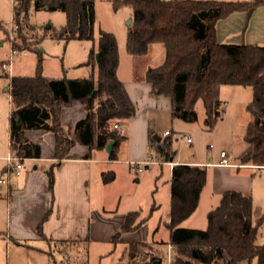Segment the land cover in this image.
Listing matches in <instances>:
<instances>
[{
  "label": "trees",
  "instance_id": "16d2710c",
  "mask_svg": "<svg viewBox=\"0 0 264 264\" xmlns=\"http://www.w3.org/2000/svg\"><path fill=\"white\" fill-rule=\"evenodd\" d=\"M132 10L128 26L126 52L132 57L146 55L152 44H162L164 60L148 68L143 79L151 85L155 96L170 100L171 119L184 123L197 121L195 104L201 100L205 117L203 126L213 130L221 116L220 88L223 85L251 87L252 98L246 105L251 116L243 136L246 148L236 158L239 164L264 165V45L221 44L216 40V22L234 12H249L264 6V0L235 2L203 0H115ZM28 0L14 7L19 14ZM34 9L62 11L66 23L59 38L89 40L94 38L95 10L93 0H34ZM17 20V19H16ZM17 20V26L19 27ZM99 53L98 60L95 54ZM119 64L117 41L112 33L99 31L97 49L89 51L85 65H96L93 75L84 79L47 78L40 71L32 77L10 78L9 148L15 156L39 158L38 144L25 137L27 130H45L55 138V158L67 157L75 145L89 149H105L112 140L109 158L116 160L120 143L125 140L113 125L135 115V106L117 76ZM96 90V95L92 92ZM74 101L85 109L83 119L75 122L72 138L64 132L61 111ZM148 147L160 161L172 162L175 156L167 135L161 138L148 133ZM204 166L176 164L171 170L169 242L173 245V264H264V243L257 244V226L252 224V199L236 190L221 193L218 204L206 215L204 229H187L180 223L197 209L200 193L206 182ZM49 188L54 183L53 167L47 170ZM112 176L103 174V183ZM139 212L125 216L119 232L135 230ZM128 243V264H135L137 246ZM193 251L197 257L193 256ZM143 264L162 262V255L153 252Z\"/></svg>",
  "mask_w": 264,
  "mask_h": 264
},
{
  "label": "crops",
  "instance_id": "0c3cea01",
  "mask_svg": "<svg viewBox=\"0 0 264 264\" xmlns=\"http://www.w3.org/2000/svg\"><path fill=\"white\" fill-rule=\"evenodd\" d=\"M215 29L216 40L221 44L264 45V6H258L249 12H234L218 20ZM127 55L125 67L123 64L121 66L119 61L117 76L135 106V115L118 123L121 126L119 132L126 139L118 147L117 159L111 160L106 149H89L87 146L75 144L67 157L58 161L54 156L55 138L53 134L45 130H27L25 137L30 142L39 145L41 154L39 158L25 159L34 163L31 170L24 168L18 176L12 175L10 178V194L6 203L8 223L4 234L6 249L9 243H15L31 253L28 255L33 261L40 260L38 255H42L49 262L53 261V253L60 251L63 246L66 249L70 247L74 252L83 253L86 257L88 246L92 243L108 245L113 252L120 251L121 256L128 243L132 242L150 243L155 247L161 243L166 251L167 244L170 243L168 222L171 170L176 164L204 166L206 172L211 167L220 170L221 185L218 187L209 177L208 172L206 173V182L200 193L197 207L198 209L200 203L204 201L203 214H207L218 204L220 195L225 190H236L246 196H251L252 180L239 172L245 169L264 168V165L256 166L237 162L236 158L247 146L245 142L241 151L234 155V161H231L230 153L226 148H221L218 153H215L214 157L217 160L215 162H205L198 154L194 159L187 161H182L178 157H175L172 162L156 159L148 147V133L150 131L165 138L163 134L169 129H156L152 122H154V117L161 113L170 117L171 103L166 97L153 95L151 85L143 79L145 71L151 67L143 66L138 71L137 61L144 56L132 57L128 53ZM163 60L164 57L161 63ZM86 66L90 67L86 73L88 75L74 79H84L91 75L96 79V65ZM247 103H244L243 111L246 110ZM224 107L226 104L221 103V115H225ZM241 115L237 128L243 139L251 116L244 112ZM84 116L85 109L79 101H74L69 107L62 109L61 123L69 138H72L75 122L83 119ZM172 123L178 129L193 131L191 126L183 124L180 120L175 119ZM230 123L237 124L236 118L232 117ZM233 130L230 129L229 132L233 133ZM193 143L194 140L191 139L188 144L193 146ZM122 145L125 147L124 151L120 149ZM198 145L200 146L199 142ZM199 146L195 147L196 153ZM221 151L226 152L227 160L233 166L220 165L219 153ZM121 155H125L126 158L120 159ZM148 158L160 163L147 164L142 167L141 171H137L133 163L145 161ZM51 167L54 173L52 190L49 188L47 175V170ZM164 169H166L167 179L161 185L159 181ZM233 169L235 172H232ZM132 171L136 176V181L131 187L132 191L125 198L118 195V203L113 210L105 209L102 205L103 189L113 186L121 175L130 176ZM103 174L112 176L111 181L103 183ZM145 174L150 176L147 177L148 189L144 192L140 191V186L145 179ZM2 191L5 195L6 189ZM122 203L126 205V209H121ZM162 206L167 210L164 218L159 215ZM136 211L139 212L136 223L142 222V224L133 231L120 233L118 241L113 242L112 238L119 232L125 216ZM196 211L179 226L187 229H204L205 217H196ZM161 223L165 230L160 229ZM161 234L165 237L161 238ZM120 260L121 258L119 262ZM221 264H226V261L222 260ZM238 264L248 263L241 261Z\"/></svg>",
  "mask_w": 264,
  "mask_h": 264
},
{
  "label": "rangeland",
  "instance_id": "374dc122",
  "mask_svg": "<svg viewBox=\"0 0 264 264\" xmlns=\"http://www.w3.org/2000/svg\"><path fill=\"white\" fill-rule=\"evenodd\" d=\"M93 1L95 10L93 40L65 41L59 38V31L66 23L64 12L45 9L35 10L34 0H28L27 9L16 14L14 7L20 0H0V157H4L9 153L8 131L9 114L11 111L9 84L11 77H32L37 71H40L44 77L54 79L86 77L88 75L86 73L90 70V67L84 65V63L88 60L90 49L92 47L95 50L97 49L100 30L112 33L115 36L118 56L120 57L119 61L121 66L123 64L125 67V58L128 56L125 44L128 26L131 25V23L128 25V21L132 17V10L127 5L116 6L115 0ZM206 1L235 2L246 0ZM16 19L20 23L19 27L17 26ZM149 48L148 53L137 61L138 71L143 66L154 67L159 65L164 57L162 44L156 43ZM6 87L7 90L5 89ZM251 98V87L238 85L221 86L220 102L226 104V107H224L225 115L220 116L211 131H205L206 129L203 126L205 112L201 100H198L195 104L197 121L191 124L183 122V124L191 126L193 131L174 127L172 123L174 120L171 117H167L165 113L154 117V122L152 123H154L156 129L168 128L171 132L172 148L176 152L174 158L178 157L182 161H187L194 159L198 154L201 155V159L205 162H215L217 161L214 157L215 153H218L221 148H226L230 153L231 161H234V155H237L244 145L242 134L237 128L238 122L241 121V114L243 112L248 114L247 110L244 109L243 111V105L250 101ZM232 117L236 118L237 124L230 123ZM230 129H234L233 133L229 132ZM185 136H189L194 140L193 146H190L186 142ZM210 145L212 148H209ZM197 146H199V150L196 153L195 147ZM124 148L123 145L122 147L120 146V149L123 151ZM119 157L120 159L126 158L125 155ZM33 164L29 160H24L22 171L24 168L31 170ZM101 167L104 168L102 165ZM125 168H127V165H125ZM153 168L151 169L153 170ZM105 172L108 173V171ZM207 172L209 177L214 180L216 187L220 186L222 175L220 170L211 167L208 168ZM232 172H235L234 169ZM239 174H244L252 180V224L257 226L256 243L260 245L264 243V168L245 169L241 170ZM149 176V174H145L140 191L145 192L148 189L147 177ZM135 177V172L133 171L130 176L121 175L113 186L103 189L102 205L105 209L113 210L118 203V195L125 198L132 191L131 187L136 181ZM166 179L167 174L166 169H164L159 181L160 184L162 185ZM203 202L200 203L195 216L205 217L206 227L207 214H203V208L205 207ZM6 203L7 199L5 198L4 191H0V264H86V262L87 264H128L129 254L126 249L127 247H125L121 256L120 251L113 252L111 247L101 243L89 245L86 257L83 253L74 252L70 247L66 249L63 246L60 251L53 253V261L51 260L50 262L42 255H38L40 256V260L33 261L28 255L31 253L15 243H9L6 249L4 242V234L7 231L8 223ZM121 207L122 210L126 209V205L123 203ZM166 211V208L162 206L159 215L164 218L167 213ZM162 225L163 223H161L160 229L165 230V227H162ZM164 237L165 235L161 234V238ZM143 244L145 245L137 246L138 252L134 257L135 264H143L144 260L147 261L149 256H152V253L156 251L162 255V260L164 259L165 246L161 243H158L159 246L157 247L152 246L150 243ZM252 264L255 263L252 262Z\"/></svg>",
  "mask_w": 264,
  "mask_h": 264
},
{
  "label": "built area",
  "instance_id": "2783aa9c",
  "mask_svg": "<svg viewBox=\"0 0 264 264\" xmlns=\"http://www.w3.org/2000/svg\"><path fill=\"white\" fill-rule=\"evenodd\" d=\"M13 52V51H12ZM114 129L121 130V126L119 124H114L113 125ZM169 131L164 132V136L169 135ZM185 140L187 143L191 142V138L185 136ZM209 148H212L210 145ZM219 156L221 158L220 165H225V166H233L230 164L227 160V154L224 151H221L219 153ZM26 158H22L19 156H15L10 152L9 148V153L0 158V161L2 162V165H0V191L6 189L5 197L8 200L9 199V189H10V178L12 175L18 176L22 169H23V161ZM160 162H157L151 158H148L145 161H139V162H134L133 165H135L137 171H141L142 167L147 165V164H159ZM173 245L168 243L164 255V259L162 260L161 264H173Z\"/></svg>",
  "mask_w": 264,
  "mask_h": 264
},
{
  "label": "water",
  "instance_id": "95a60500",
  "mask_svg": "<svg viewBox=\"0 0 264 264\" xmlns=\"http://www.w3.org/2000/svg\"><path fill=\"white\" fill-rule=\"evenodd\" d=\"M130 23H131V19L128 21V25H129ZM98 57H99V53L97 52V53L95 54V60H96V61L98 60ZM5 89L7 90V87H6ZM95 95H96V90H94V91L92 92V96H95ZM113 143H114V142H113L112 140H110V141L107 143L105 149H106V151H107L108 153H110ZM174 153H175V152H174ZM193 256H194V257H197V253H196L195 251H193ZM152 264H159V261L154 260Z\"/></svg>",
  "mask_w": 264,
  "mask_h": 264
}]
</instances>
